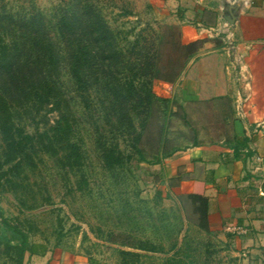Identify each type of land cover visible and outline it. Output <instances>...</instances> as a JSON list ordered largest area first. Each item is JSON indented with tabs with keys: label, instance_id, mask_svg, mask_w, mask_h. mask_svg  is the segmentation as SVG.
<instances>
[{
	"label": "rangeland",
	"instance_id": "rangeland-1",
	"mask_svg": "<svg viewBox=\"0 0 264 264\" xmlns=\"http://www.w3.org/2000/svg\"><path fill=\"white\" fill-rule=\"evenodd\" d=\"M86 8L108 23L122 56L112 65L94 64L82 89L71 73V55L79 48H70L60 21L63 14L74 16ZM176 31L131 0H0V94L7 97L16 124L29 134L54 125L59 112L40 99L38 88L51 82L65 100L61 112L73 121L83 155L82 165L70 169L38 149L34 163L11 170L13 165L4 164L0 135V264H15L6 248L20 245L23 236L35 252L118 256L120 247L109 240L122 236L169 253L180 222L171 220L162 200L168 168L155 165L159 115L146 104L143 91L134 100L113 93L135 78L137 55L156 52L154 75L136 79V86L142 90L148 80L154 92L163 91L156 72L176 58ZM3 44L9 52L5 60ZM185 114L177 110L166 117L167 146L188 147L210 123L202 110L191 111L188 118ZM105 150L120 152L123 163L107 167ZM187 240L191 247L178 255L181 264H223L218 253L206 249L207 240Z\"/></svg>",
	"mask_w": 264,
	"mask_h": 264
},
{
	"label": "crops",
	"instance_id": "crops-1",
	"mask_svg": "<svg viewBox=\"0 0 264 264\" xmlns=\"http://www.w3.org/2000/svg\"><path fill=\"white\" fill-rule=\"evenodd\" d=\"M131 2L177 28L183 44L203 43L178 81L161 83L164 90L155 92L170 100L173 113L184 111L188 118L199 109L210 123L195 134L199 140L167 146L168 155L155 163L168 168L162 200L171 220L180 222L169 253L119 249L140 255L136 264H177L191 247L187 239L198 236L223 264H264V0ZM236 3L241 7L230 25L224 10ZM230 33L244 78L225 50L222 38ZM115 253L33 251L24 264H126Z\"/></svg>",
	"mask_w": 264,
	"mask_h": 264
},
{
	"label": "trees",
	"instance_id": "trees-1",
	"mask_svg": "<svg viewBox=\"0 0 264 264\" xmlns=\"http://www.w3.org/2000/svg\"><path fill=\"white\" fill-rule=\"evenodd\" d=\"M82 11L86 12L81 13L80 10H77L74 16L68 13L63 14L60 27L62 33L68 35L66 41L71 42L70 48L76 45L79 48L71 55V73L76 85L83 89L88 80L87 73L97 63L99 67L112 65L122 55L116 51L118 42L115 33L101 15L91 8H86ZM175 34L176 43L173 45V51L176 53V58L171 57V61L156 72L155 79L166 84H174L178 81L203 44L202 42L183 44L180 32L176 31ZM49 42L52 43L51 40ZM1 53L2 59L9 58L6 44H3ZM137 57L138 63L132 64L135 78L120 86V89L114 88L113 94L118 99L125 97L126 100H134L135 97L141 98L143 91L145 95L144 101L152 111L159 115L161 124L159 127L158 146L155 151V163H158L161 159L160 155H168L166 151L168 141L165 133V119L168 114L172 115V106L169 99L158 95L149 87L148 80L142 82V90L136 86V79L142 78L146 80L154 75L158 57L157 52L153 55L150 53L139 54ZM58 61V58H56L55 62L57 63ZM38 88L41 91L40 94L39 90H37L38 94H40V99H43L47 105L51 104L53 106L52 109L59 112V118L50 129L36 134H29L16 124L7 97L4 94H0V135L4 143V164L13 165L11 170H13V167L21 169L23 165L34 163L33 156L39 149L48 153L57 162L63 163L65 167L70 169L79 168L83 162V155L79 144L74 140L73 121H71L69 116L61 112L62 104L65 100L60 95L57 86L51 82L43 81ZM104 161L107 167L112 168L121 165L123 157L120 152L105 150ZM5 176H8L7 172L4 174ZM109 243L120 248L147 252L158 251L153 246L136 245L129 237H113L109 240ZM6 252L8 254L13 253L15 264H24L26 254L32 253L33 249L29 248L28 240L26 236H23L20 245H8ZM118 253L126 264H136V260L140 257L138 254L121 249L118 250ZM176 263L181 264L179 261Z\"/></svg>",
	"mask_w": 264,
	"mask_h": 264
},
{
	"label": "built area",
	"instance_id": "built-area-1",
	"mask_svg": "<svg viewBox=\"0 0 264 264\" xmlns=\"http://www.w3.org/2000/svg\"><path fill=\"white\" fill-rule=\"evenodd\" d=\"M222 34L219 33L218 31L216 32V36L220 37ZM224 43H225V50L226 52L233 57V60L235 62V65L238 67L239 69V74L240 77H243V74H246V68L243 64V58L238 55V46L237 44L234 42L233 40V35L227 34L224 38H222ZM245 76V75H244ZM244 78V77H243ZM247 80V79H246Z\"/></svg>",
	"mask_w": 264,
	"mask_h": 264
},
{
	"label": "water",
	"instance_id": "water-1",
	"mask_svg": "<svg viewBox=\"0 0 264 264\" xmlns=\"http://www.w3.org/2000/svg\"><path fill=\"white\" fill-rule=\"evenodd\" d=\"M241 5L236 3L232 6H229L228 10H224L225 12V16H224V19L226 20V22L230 25H234L235 24V21L237 19V13L236 11H239Z\"/></svg>",
	"mask_w": 264,
	"mask_h": 264
}]
</instances>
